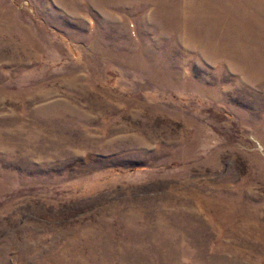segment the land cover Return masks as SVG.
<instances>
[{
    "label": "rangeland",
    "instance_id": "1",
    "mask_svg": "<svg viewBox=\"0 0 264 264\" xmlns=\"http://www.w3.org/2000/svg\"><path fill=\"white\" fill-rule=\"evenodd\" d=\"M0 264H264V0H0Z\"/></svg>",
    "mask_w": 264,
    "mask_h": 264
}]
</instances>
